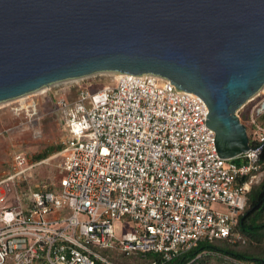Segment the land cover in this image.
Returning a JSON list of instances; mask_svg holds the SVG:
<instances>
[{"label":"built area","instance_id":"1","mask_svg":"<svg viewBox=\"0 0 264 264\" xmlns=\"http://www.w3.org/2000/svg\"><path fill=\"white\" fill-rule=\"evenodd\" d=\"M91 88L56 98L65 134L59 183L20 189L32 168L23 153L0 180V264H115L109 250L165 264L202 243H244L236 228L262 174L264 87L242 107L251 105L253 145L235 159L218 155L203 98L165 77L117 73ZM26 109L40 119L36 104ZM125 222L134 231L119 236Z\"/></svg>","mask_w":264,"mask_h":264},{"label":"water","instance_id":"2","mask_svg":"<svg viewBox=\"0 0 264 264\" xmlns=\"http://www.w3.org/2000/svg\"><path fill=\"white\" fill-rule=\"evenodd\" d=\"M155 74L208 106L222 159L264 87V0H0V103L96 73Z\"/></svg>","mask_w":264,"mask_h":264},{"label":"rangeland","instance_id":"3","mask_svg":"<svg viewBox=\"0 0 264 264\" xmlns=\"http://www.w3.org/2000/svg\"><path fill=\"white\" fill-rule=\"evenodd\" d=\"M114 72L96 73L90 76L60 81L24 96L0 103V180L9 175L15 163L14 156L23 153L32 168L27 173V178L19 181L20 189L26 190L22 184L27 182L34 188L37 185L58 184L62 173V157L59 153L49 158L35 162L34 156L43 153L49 148L61 146L65 138L60 118L55 110L56 98L73 93L74 88L80 85L91 86V91L96 92L107 85L115 82ZM26 98L25 101H19ZM29 104L37 105V115L40 119H33L28 115ZM16 108H19L17 111ZM251 105L245 106L238 112L243 124L246 125L251 136V126L248 122ZM264 173L258 175L256 181L259 183ZM29 187V188H30ZM1 193V190H0ZM218 208V207H217ZM119 236L133 232V222L119 223ZM115 264H135V256L126 257L119 254L112 255ZM157 257V256H156ZM216 264H222L216 262Z\"/></svg>","mask_w":264,"mask_h":264},{"label":"trees","instance_id":"4","mask_svg":"<svg viewBox=\"0 0 264 264\" xmlns=\"http://www.w3.org/2000/svg\"><path fill=\"white\" fill-rule=\"evenodd\" d=\"M259 122L264 125V118H260ZM250 142L253 145L251 139ZM61 150L62 145L51 147L34 156L33 160L41 162ZM259 163L262 166V173H264V150L259 157ZM22 185L26 188L30 187V185L27 186V182ZM236 231L242 235L244 243H230L227 240L202 243L187 254L165 264H216V262L223 263L222 258L225 256H231L250 264H264V175L259 183L251 187L247 195L245 210L240 216ZM204 252L207 254L192 262L199 253ZM104 254L114 260L112 259L114 252L109 250ZM156 259L157 257L151 254L135 256V264H155Z\"/></svg>","mask_w":264,"mask_h":264}]
</instances>
